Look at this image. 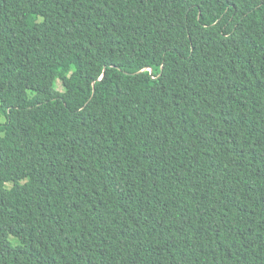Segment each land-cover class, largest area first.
I'll return each instance as SVG.
<instances>
[{"label": "trees", "instance_id": "1", "mask_svg": "<svg viewBox=\"0 0 264 264\" xmlns=\"http://www.w3.org/2000/svg\"><path fill=\"white\" fill-rule=\"evenodd\" d=\"M0 264H264V0H0Z\"/></svg>", "mask_w": 264, "mask_h": 264}, {"label": "rangeland", "instance_id": "2", "mask_svg": "<svg viewBox=\"0 0 264 264\" xmlns=\"http://www.w3.org/2000/svg\"><path fill=\"white\" fill-rule=\"evenodd\" d=\"M4 118H3V115H2V111L0 110V122H3Z\"/></svg>", "mask_w": 264, "mask_h": 264}]
</instances>
